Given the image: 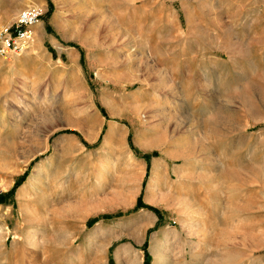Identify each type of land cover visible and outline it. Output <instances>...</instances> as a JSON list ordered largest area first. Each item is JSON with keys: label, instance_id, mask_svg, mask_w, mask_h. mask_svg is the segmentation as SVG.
<instances>
[{"label": "rangeland", "instance_id": "1", "mask_svg": "<svg viewBox=\"0 0 264 264\" xmlns=\"http://www.w3.org/2000/svg\"><path fill=\"white\" fill-rule=\"evenodd\" d=\"M32 2L0 264H264V0H0V32Z\"/></svg>", "mask_w": 264, "mask_h": 264}, {"label": "built area", "instance_id": "2", "mask_svg": "<svg viewBox=\"0 0 264 264\" xmlns=\"http://www.w3.org/2000/svg\"><path fill=\"white\" fill-rule=\"evenodd\" d=\"M42 14L39 6H29L20 13L13 26L0 32V57L9 59L27 52L35 40L34 28Z\"/></svg>", "mask_w": 264, "mask_h": 264}, {"label": "bare ground", "instance_id": "3", "mask_svg": "<svg viewBox=\"0 0 264 264\" xmlns=\"http://www.w3.org/2000/svg\"><path fill=\"white\" fill-rule=\"evenodd\" d=\"M32 3H34V2H32ZM33 5H36L35 3L33 4ZM64 144L66 145L65 147H69L68 145H67V142L66 141H64ZM49 149V146L46 148V150H48ZM63 152V151H62ZM65 152H67V151H65ZM58 174V173H57ZM56 176H58V177H60V176H62V175H60V174H58V175H56ZM48 185H49V187L52 185V186H54L53 184H55V183H57L58 182V178L57 179H48ZM46 187V186H45ZM154 188V187H153ZM155 188H156V186H155ZM154 188V189H155ZM47 189V188H46ZM45 190V189H44ZM51 190V189H50ZM31 200V199H30ZM47 200V199H46ZM50 200V199H49ZM33 202V201H32ZM44 202V201H43ZM40 203V202H39ZM35 204V203H34ZM37 204V203H36ZM45 204H47V202L45 203ZM38 205V204H37ZM41 205V204H40ZM50 205V204H49ZM42 206V205H41ZM44 207V206H43ZM42 207V208H43ZM46 208V207H45ZM49 208V207H48ZM48 208H46V209H48ZM39 214V213H38ZM23 221H25V223H30L31 221L29 220V219H26V218H24L23 219ZM43 222V219H40V218H35L34 220H33V224H39V225H41L40 223H42ZM36 226H38V225H36ZM74 244V243H73Z\"/></svg>", "mask_w": 264, "mask_h": 264}, {"label": "trees", "instance_id": "4", "mask_svg": "<svg viewBox=\"0 0 264 264\" xmlns=\"http://www.w3.org/2000/svg\"><path fill=\"white\" fill-rule=\"evenodd\" d=\"M141 203L138 204V206H143V205H140ZM148 260H149V256L146 255V261H145V264H148Z\"/></svg>", "mask_w": 264, "mask_h": 264}]
</instances>
